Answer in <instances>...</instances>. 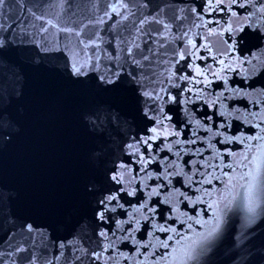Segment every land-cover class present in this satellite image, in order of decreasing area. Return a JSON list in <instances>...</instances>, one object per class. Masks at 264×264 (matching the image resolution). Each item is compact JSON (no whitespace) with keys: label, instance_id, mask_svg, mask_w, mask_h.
<instances>
[{"label":"water","instance_id":"obj_1","mask_svg":"<svg viewBox=\"0 0 264 264\" xmlns=\"http://www.w3.org/2000/svg\"><path fill=\"white\" fill-rule=\"evenodd\" d=\"M211 2L216 5L213 9L209 0H4L0 6V108H7V119L0 121V264H166L161 257L171 261L199 234H207L215 224L207 204L218 200L228 177L203 185L212 192L211 197H203L204 203L179 205L181 212L194 217L192 221L173 211L172 205L160 203L162 196H153L149 203L156 207L155 224L175 226L177 233L154 231L142 220L134 234L139 244L118 239L126 233L117 229L120 221L128 219V210L148 199L147 191L137 184L135 196L121 193L125 207L106 212L110 219L101 221L96 212L99 195L88 192L86 186L96 184L108 170H119L121 163L128 164L133 175L141 167L126 145L151 135L154 121L144 111L155 105L144 93L161 87L179 94L181 103H169L165 110L172 117L169 124L182 129L180 139L194 138L193 125L183 110L185 95L193 93H181V88L193 87L204 90V99L187 105L194 115L225 136L244 138V142H229L218 136L212 141L224 163L235 165L241 152L251 156L257 143L264 144L247 140L264 128V0ZM120 3L126 7H119ZM229 26L242 30L225 31ZM182 52L185 58L180 60ZM221 59L231 70L225 67L218 78L212 73L222 68ZM77 61L86 63L85 74H74ZM96 64L100 66L96 70L89 67ZM195 66L207 73V88L204 76L195 75ZM109 69L120 72L115 83L100 79ZM172 73L194 80L179 81L180 87H174L167 83ZM221 93L224 108L219 102L210 107ZM225 108L233 115H221ZM253 114L259 116L254 119ZM220 123L225 127L219 128ZM197 135L208 133L201 129ZM162 145L161 138L153 151ZM185 147L207 149L202 157L188 154L185 160L215 155L206 142ZM142 151L147 154L145 147ZM158 155L175 159L166 148ZM212 163L220 165L221 158ZM148 168L163 171L159 160ZM223 171L238 175L240 169L235 174L230 168ZM173 185L193 198L201 195L196 190L201 185L183 186V177L173 178ZM260 199L251 220L237 202L227 208V201L221 203L219 230L198 242L187 264H264V192ZM197 209L203 210L200 217H196ZM209 219L212 225L204 223ZM132 226L123 225L125 229ZM103 231L117 241L107 251ZM169 235L173 239L165 249L160 241ZM96 253L101 254L99 259Z\"/></svg>","mask_w":264,"mask_h":264},{"label":"snow or ice","instance_id":"obj_2","mask_svg":"<svg viewBox=\"0 0 264 264\" xmlns=\"http://www.w3.org/2000/svg\"><path fill=\"white\" fill-rule=\"evenodd\" d=\"M217 2H221V0H217ZM235 2V0H229V4ZM4 0H0V6H3ZM216 5H214L211 0H209V8L213 9ZM243 6V5H241ZM119 7H126L125 4L120 3ZM113 11H117V7L113 6ZM264 12V9H261ZM235 16L236 14L233 13ZM240 28H234L229 26L225 31L236 32L240 31ZM211 34V33H210ZM78 35V34H77ZM218 35H223V32ZM191 43V41H189ZM226 43V42H225ZM3 46V41L0 40V47ZM138 47V45H137ZM193 48L196 46L193 44ZM129 55H132V49H127ZM195 56V53H191ZM185 58V54L182 52L180 54V60ZM227 55H225V59H227ZM147 59V57H145ZM225 59H221L219 63L222 68L213 72V76L220 77L223 69L226 67L231 70L230 64H225ZM255 59V57H253ZM134 62H136L134 60ZM178 62V61H177ZM86 63H79L77 61L73 64L74 74L83 75L85 72L83 69L85 68ZM89 67H93V70L98 69L100 66L96 64L94 66L89 65ZM195 75L197 77L204 76L205 88H207L210 80L208 79V75L206 72L202 71L199 66H195L194 68ZM120 76V72H113L109 69L103 75L100 76V79L106 83H115V79H118ZM194 80V78H190L189 76H176L175 73L169 75L167 83L174 86L180 87L179 81H189ZM196 83H200L202 81H195ZM192 92V96L184 97V113L187 117L188 124H192L193 128L192 137L193 139H180L182 134V129L178 130L169 124L172 117L165 110V106L169 103L177 104L181 103L177 95H173L167 91L166 87H161L159 91L153 90L150 92H145L144 95L148 99L153 101L152 105H148L146 110L144 111V115L147 116L150 120L154 121L153 125L149 128L151 135H144L139 139L134 140L133 143H128L126 145L127 149L130 150V155L136 157L134 163H138L141 165L135 174L133 175L132 168L126 164L121 163L119 165V170H108L101 180H98L96 184L86 186V190L93 195H99V199L96 201L97 203V216L101 221H106L110 219L105 215L106 212H116L117 208H124L125 206L120 203V194L123 192H127L129 196H135L137 192L136 185L139 184L140 189L147 191L148 199L143 200V202L139 203L138 207L131 208L128 210V219L122 220L118 224V231L125 232L126 234L119 237L120 240H129L131 239L134 244H139V241L135 240L134 234L140 230L141 221H146L153 226L154 231L160 232H170L177 233V229L175 226L165 227L163 225H156L154 220V214L156 212V207L150 206V201L153 196H162L163 199L160 203L172 205V210L179 213L181 217H187V220L192 221L194 217L189 215L186 211L181 212L179 205L184 201H188L189 204L195 207L196 203H204L203 197H211L212 192L208 189L203 188L204 184H211L215 179H222L223 177H228L226 181H224V189L221 190V194L219 195L218 200L214 199L210 203L207 204L208 209L212 210L213 217L215 219V224L210 228L207 234L201 233L199 234L198 240H193L191 244L186 245L179 255H173L171 261H168L166 257H161L166 261V264H187L188 261L193 259L194 253L196 252V246L199 241L207 240L211 238L220 228L221 224V213L223 209L220 207V204L224 201H227V204L224 205L227 208L233 202H237L238 206L244 208L247 213L249 219H253L256 215L257 209L261 205L260 194L264 192V144L257 143L255 145L256 152L251 156L248 152H241L236 160L238 161L235 165L230 163H224L221 157V153L217 151L216 145L212 143V141L218 136H225L224 133L220 132L219 129L214 130L211 125H205L202 123L200 119H198L194 115V109H189L187 107L188 104L193 103L197 100L204 99V90L199 88L188 87L187 89L181 88V93ZM223 93L219 96H215L209 103L210 107L215 106L218 102L221 104V108H224L222 103ZM226 117L232 116L233 113L229 112L226 108L221 113ZM259 114H253V118L256 119ZM7 119V108H0V121H4ZM208 120H212V117H207ZM225 124L220 123L219 128H224ZM203 129L208 133L207 136L197 135L199 130ZM175 136L177 139L170 140L169 137ZM164 140V145L158 146L157 151H153V145L159 139ZM225 139L229 142L233 140H237L239 142H244L243 137H231L225 136ZM261 140L264 141V128L260 129V132L254 136L247 137L248 141L252 140ZM197 142H206L209 149L215 153L212 157H205L202 160H185V155L191 154L192 156L202 157L203 153L207 150L201 147H197L195 149L185 147V145H194ZM225 141H218V143H224ZM142 147L147 149V154L145 151H142ZM253 145L249 143L247 148L251 151ZM164 148L167 149L168 152L174 154L175 159H170L168 156L159 157V151H163ZM229 154L232 153L231 149L225 150ZM216 158H221V164L216 165L213 164L212 161ZM159 160L160 165L163 168V171L159 170H150L148 165L154 163ZM247 162V163H245ZM199 164V168L196 165ZM191 165L189 171L185 169ZM230 168L232 173H237V169H240L238 175H230L227 172L223 171V168ZM212 168L213 171L209 172L208 169ZM219 168L220 172L217 174L216 169ZM203 169V171L201 170ZM243 169H247L244 171ZM202 177L201 180H196V176ZM175 177H183L185 181L186 187H192L196 184L201 185V188L196 189L198 192H201V195L196 197H192L188 192L181 191L180 188L173 185V178ZM155 179L157 183L155 185H149L148 181ZM114 182L117 185H122L119 188H112L111 184L108 181ZM179 183V181H177ZM99 185V187H97ZM182 198V199H181ZM115 202V203H113ZM201 209L196 210V217H200L202 214ZM153 214V215H149ZM171 218V217H170ZM183 222V221H181ZM195 223H200L199 219L195 220ZM205 224L212 225V219L206 220ZM124 224H132L133 226L129 229H125L123 227ZM189 228L192 227L191 224L188 225ZM29 230H31V226H28ZM101 237L104 238L108 243L105 245V251L108 248H114L117 241L115 239H109L108 233L103 231L100 233ZM148 235L151 237L153 232H149ZM112 236H116V232L112 233ZM158 239V238H157ZM173 239L172 235H169L166 240L160 241V246L167 249L169 247L168 241ZM142 247H148L149 245L143 244ZM63 247V244L61 245ZM154 247V246H153ZM100 253H96L95 256L97 259L100 258ZM137 256L141 255L139 251L136 253ZM171 255V254H169ZM125 259H134L133 257H124ZM137 264H143V261L137 262ZM159 264V261H157Z\"/></svg>","mask_w":264,"mask_h":264}]
</instances>
